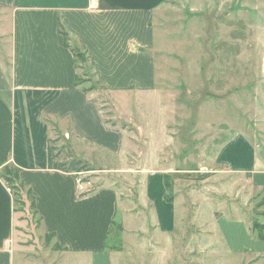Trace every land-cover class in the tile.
I'll list each match as a JSON object with an SVG mask.
<instances>
[{"label":"rangeland","instance_id":"obj_1","mask_svg":"<svg viewBox=\"0 0 264 264\" xmlns=\"http://www.w3.org/2000/svg\"><path fill=\"white\" fill-rule=\"evenodd\" d=\"M157 23L154 58L164 77L155 94L120 98L125 120L78 50L79 81L129 144L82 175L91 191L115 186L126 202L106 247L119 252L116 264H252L241 250L252 235L264 237V190L216 160L225 143L243 134L264 154V0H170ZM53 136L61 138L59 149L70 138ZM241 147L236 162L247 166L249 155ZM154 165L168 172V197L178 204L170 236L157 230L152 207L139 203L145 177H136L137 171ZM5 175L14 182L12 173ZM20 191L16 205L26 259L53 264L62 250L42 230L28 189Z\"/></svg>","mask_w":264,"mask_h":264},{"label":"crops","instance_id":"obj_2","mask_svg":"<svg viewBox=\"0 0 264 264\" xmlns=\"http://www.w3.org/2000/svg\"><path fill=\"white\" fill-rule=\"evenodd\" d=\"M169 1L0 0V264H35L26 259L24 225L2 177L5 166L20 169L42 230L62 250L53 264H116L119 252L106 243L121 203L126 205L120 189L88 188L82 196L74 174L49 167L54 133L70 137L65 143L73 156L92 168L129 145L124 132L105 124L91 92L78 85L80 69L68 45L87 55L95 81L125 120L120 98L155 94L164 77L154 55L160 46L157 19ZM246 136L225 143L216 163L264 190V154ZM240 144L249 155L247 166L236 162ZM137 173L145 177L140 206L152 207L157 230L170 236L178 204L165 199L168 172L154 165ZM252 236L241 253L251 255L252 264H264V239Z\"/></svg>","mask_w":264,"mask_h":264},{"label":"trees","instance_id":"obj_3","mask_svg":"<svg viewBox=\"0 0 264 264\" xmlns=\"http://www.w3.org/2000/svg\"><path fill=\"white\" fill-rule=\"evenodd\" d=\"M62 32L65 35L66 45H68L67 44L68 36H67L66 31H65L63 26H62ZM68 47H70L72 52L74 53L76 60L78 62V68L81 69L80 64H79V60L82 58V54H80L78 51L73 49L71 46L68 45ZM77 82H78V85L82 84L79 81V78H78ZM86 91L91 92L92 90L87 89ZM105 124L111 128H114V126H116V122H113V120H108V119H105ZM60 139H61L60 137H57V138L49 141V167H50V169L59 170V171L66 172V173H72L75 175V177L77 179L81 177L80 174H87L91 171H94V168L89 166L83 160L75 158L73 156V154L71 153L68 146L65 145V146H63V148L59 149L56 146V143L58 141H60ZM64 154H65L66 159L62 160V156ZM9 169L12 171L10 172ZM9 173L13 174V177H14L13 183H10V181L8 180V178L5 175V174H9ZM2 177L8 183V185H9V187L13 193V196L15 199V204H17L18 203V196H20V193H21L20 190L25 188V186L20 183V169L15 168V167H11V166H5L2 169ZM82 180L88 181L87 179L84 180L83 178H82ZM166 189H167V194H166L165 199L168 203H173L174 202L173 199L168 197L169 191L172 190V186L167 182H166ZM83 195H85V194H82V196ZM32 205H33V208L36 209V205H35L33 199H32ZM16 209H17V205H16ZM259 239H264V237L260 236Z\"/></svg>","mask_w":264,"mask_h":264},{"label":"built area","instance_id":"obj_4","mask_svg":"<svg viewBox=\"0 0 264 264\" xmlns=\"http://www.w3.org/2000/svg\"><path fill=\"white\" fill-rule=\"evenodd\" d=\"M82 175L83 174H80L81 177L78 178V185H79L80 192L82 194H85L88 192V186L91 185V182L90 181H83Z\"/></svg>","mask_w":264,"mask_h":264}]
</instances>
